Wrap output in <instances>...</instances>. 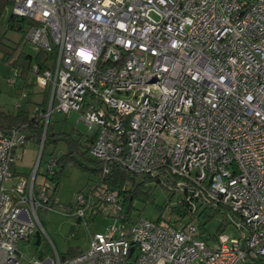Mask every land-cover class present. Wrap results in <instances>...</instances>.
<instances>
[{"label": "built area", "instance_id": "obj_1", "mask_svg": "<svg viewBox=\"0 0 264 264\" xmlns=\"http://www.w3.org/2000/svg\"><path fill=\"white\" fill-rule=\"evenodd\" d=\"M8 1L36 22L24 41L53 56L42 72L31 67L48 91L45 109L31 114L44 119L41 143L53 112H77L103 175L114 162L176 175L246 230L210 244L195 223L139 216L129 229L112 223L93 234L74 257L30 264H264V0ZM19 96L14 109L28 98ZM24 130L0 135V264H20L18 241L34 232L38 208H52L47 179L36 182L40 152L28 177L5 186ZM104 204L121 210L118 192L100 181L75 195L72 214L84 219Z\"/></svg>", "mask_w": 264, "mask_h": 264}, {"label": "rangeland", "instance_id": "obj_2", "mask_svg": "<svg viewBox=\"0 0 264 264\" xmlns=\"http://www.w3.org/2000/svg\"><path fill=\"white\" fill-rule=\"evenodd\" d=\"M11 14L12 5L8 4L0 16V38L5 43L19 44L21 35L7 28V20ZM20 47L21 50L31 56H35L38 53L32 45L24 40L20 43ZM12 76V66L0 60V106L6 111H13L14 103L20 98L19 95L15 96L14 91L21 86L22 81L17 79L16 85L10 86L7 79ZM29 78L35 83L33 76ZM32 87L33 91H42L43 89L38 84H34ZM27 91H31V88H27ZM31 96L33 95L31 94ZM78 118L77 112H70L69 114L53 112L49 119V137L46 142L35 143L28 141L24 146L17 149L16 154L19 159L14 163L12 175L5 181L7 188L16 183L18 178H20L19 174H31L39 152L42 154V158L36 176L37 183L44 181L48 163L51 159L59 161L60 164V166L57 164L54 166V171L57 170L59 172V184L55 191V198L58 204L49 209L40 208L37 210L38 222H36L34 232L17 243L20 264H30L29 259L32 258L55 260V252L62 257L75 250H86L93 234L104 233L106 228L112 223L122 224L116 217L118 212L111 204H104L95 211H87L84 219H79L72 214L75 195L78 192L89 193L100 181V176L95 171L85 169V166L92 168V162L85 161L80 157L82 153L89 159H94L92 155L84 150L83 144L88 134V127L81 121L77 122ZM52 134H61L63 138L55 141V136L53 137ZM66 139L75 141L80 146V153L75 154V160L64 156L68 151V146L72 148L65 141ZM162 180H165L163 176ZM47 182L51 187L54 186L52 180L47 179ZM164 185L168 186V183H164ZM141 191L133 198L130 208L127 204L121 203L124 212L130 211L134 219L141 216L155 221L160 215L163 218L176 219V215L171 212V207L177 204L181 195L169 192L161 184H156L154 180H150L145 186H142ZM208 214H211V212H208ZM205 219L206 216L204 215L197 216L195 223L200 227L203 238L209 241L210 244L216 242L212 235L221 226L223 229L222 234L226 241L234 237L239 238L241 234L246 235V230L238 228V222L236 223L231 213L226 212L224 209L216 212L214 216L204 223ZM203 223L205 224L204 229L201 228ZM37 232L40 235L39 242L36 236Z\"/></svg>", "mask_w": 264, "mask_h": 264}, {"label": "trees", "instance_id": "obj_3", "mask_svg": "<svg viewBox=\"0 0 264 264\" xmlns=\"http://www.w3.org/2000/svg\"><path fill=\"white\" fill-rule=\"evenodd\" d=\"M10 4L8 0H0V16L4 8ZM36 22L33 19H29L27 17H18L14 14H11L7 20V28L8 30L17 32L21 35V42L24 40V35L27 29ZM20 42V43H21ZM20 43H5L3 39L0 38V60L12 66V68H18L20 72L19 79L22 81L20 87L16 88L17 95H19L20 91L25 88H31L33 85L28 83L29 77L32 75V64L36 63L39 66V71L42 72L48 67L47 63L51 56L44 51H39L35 56H31L28 53H25L21 50ZM17 44V45H16ZM20 47V49H19ZM16 85V84H15ZM20 90V91H19ZM47 96L48 91L45 89L43 92L42 101L36 103L32 101L30 98L25 100V103L19 107L18 109H14L13 111H6L1 108L0 106V135H7L9 134L10 130L13 128H18L24 126L25 133H26V141H32L35 143H40L43 128H44V119L41 118L39 115H35L34 117L31 115L33 111V107L35 105H39L42 110L45 109L47 104ZM50 119V118H49ZM49 128L50 122L48 120L47 129L45 133L44 143L46 142L47 138L49 137ZM55 138V141L62 139L61 134H52ZM70 146H68V151L65 153V157L69 159L75 160V154L79 152V144L75 141H70L68 139L65 140ZM93 138L87 137L85 138V142L83 144L84 150L86 153L89 154V145L92 143ZM24 143V145H25ZM23 145V146H24ZM80 157L85 161L92 162V168L85 166V169L95 171L100 176L101 183L105 184L109 189L115 190L119 194L120 204H127L130 208L132 206V200L136 197L139 192L141 191V187L145 186L147 182L150 180H154L156 184H161L164 186L169 192L177 193L179 196L178 202L175 206L171 207V212L176 215V219L172 220L170 218H163L162 215L155 220L157 222L164 221L168 224H178V223H188L192 222L195 223L197 216H206L204 223L209 220L210 217L214 216L216 212H220L222 208L219 205H214L212 202H208L202 196H194L192 190L189 188L190 184L185 181L183 178L178 177L176 175H172L168 172H160L155 174L150 173H132L125 170L120 164L114 162L110 163L108 173H102V162L98 159L94 158L93 160L86 157L84 154H80ZM42 158V154H41ZM56 161V160H55ZM56 164L60 166L59 161H56ZM84 167V166H83ZM14 165L12 164L10 167L11 174ZM59 172L56 170L52 176L49 177L46 174L45 178L52 180L54 186L51 187L48 183L47 191L50 190V207H54L58 204L55 198V191L59 184L58 178ZM29 176V175H28ZM162 176L165 180H162ZM21 177V176H20ZM99 181V182H100ZM181 184L179 185V183ZM164 183H168V186H165ZM170 183V185H169ZM169 187V188H168ZM40 209V208H38ZM37 209V210H38ZM98 207H95L93 211L98 210ZM226 212H230L233 216V219L236 220V223L242 222L240 216L236 213L231 212L230 210L224 209ZM211 212V214H208ZM122 225L129 229L130 226L134 222V218L132 217L130 211L124 212L121 206V210L118 212L116 216ZM201 224V228L204 229L205 224ZM196 224V223H195ZM241 229V227L237 226ZM200 228V227H199ZM222 226L219 227L215 234L212 235L213 239L216 240L219 235H222ZM37 240L39 242L40 235L39 232L36 234ZM83 250H75L70 252L68 255L60 257V260H65L67 258L74 257L80 254ZM254 264H258L257 261H254Z\"/></svg>", "mask_w": 264, "mask_h": 264}, {"label": "crops", "instance_id": "obj_4", "mask_svg": "<svg viewBox=\"0 0 264 264\" xmlns=\"http://www.w3.org/2000/svg\"><path fill=\"white\" fill-rule=\"evenodd\" d=\"M31 76H33V75H31ZM33 78H34V76H33ZM21 81V80H20ZM28 83L29 84H32V85H34L35 83H34V81L33 80H30V78L28 79ZM34 83V84H33ZM23 90H25L26 92H27V94H28V98H30L32 101H34V102H36V103H38V102H40V101H42V98H43V89H42V91H33L34 89H33V87H31V91H27V88H25V89H23ZM20 91V90H19ZM14 94H15V96H17V91L15 90L14 91ZM31 94L33 95V96H31ZM40 97V99H38ZM25 103V101L22 103V105ZM87 137H91V134L89 133V131H88V134H87ZM92 138V137H91ZM28 175L29 174H19L18 176H21V177H28Z\"/></svg>", "mask_w": 264, "mask_h": 264}, {"label": "water", "instance_id": "obj_5", "mask_svg": "<svg viewBox=\"0 0 264 264\" xmlns=\"http://www.w3.org/2000/svg\"><path fill=\"white\" fill-rule=\"evenodd\" d=\"M244 243H245V241L243 240V241H242V244H241L242 249L244 248ZM131 251H132V250H131Z\"/></svg>", "mask_w": 264, "mask_h": 264}]
</instances>
